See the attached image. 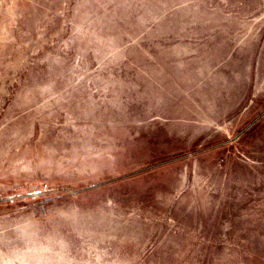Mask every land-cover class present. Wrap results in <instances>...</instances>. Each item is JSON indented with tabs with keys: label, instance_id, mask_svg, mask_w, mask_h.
<instances>
[{
	"label": "rangeland",
	"instance_id": "rangeland-1",
	"mask_svg": "<svg viewBox=\"0 0 264 264\" xmlns=\"http://www.w3.org/2000/svg\"><path fill=\"white\" fill-rule=\"evenodd\" d=\"M0 264H264V0H0Z\"/></svg>",
	"mask_w": 264,
	"mask_h": 264
}]
</instances>
